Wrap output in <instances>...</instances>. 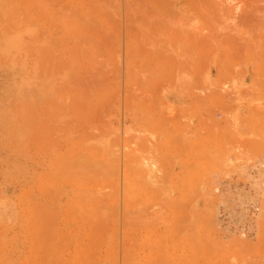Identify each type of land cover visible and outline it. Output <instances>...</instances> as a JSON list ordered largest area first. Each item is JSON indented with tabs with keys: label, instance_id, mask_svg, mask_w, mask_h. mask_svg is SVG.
Wrapping results in <instances>:
<instances>
[{
	"label": "rangeland",
	"instance_id": "rangeland-1",
	"mask_svg": "<svg viewBox=\"0 0 264 264\" xmlns=\"http://www.w3.org/2000/svg\"><path fill=\"white\" fill-rule=\"evenodd\" d=\"M238 1L0 0V264H264V0Z\"/></svg>",
	"mask_w": 264,
	"mask_h": 264
},
{
	"label": "bare ground",
	"instance_id": "bare-ground-1",
	"mask_svg": "<svg viewBox=\"0 0 264 264\" xmlns=\"http://www.w3.org/2000/svg\"><path fill=\"white\" fill-rule=\"evenodd\" d=\"M225 1L227 2V0H225ZM233 2H234V1H233ZM238 2H240V0H239ZM223 3H224V2H223ZM228 3H229V2H228ZM237 4H238V3H237ZM233 6H234V5H233ZM240 6H241V5H240ZM241 7H242V6H241ZM243 7L245 8V6H243ZM243 7H242V9H243ZM251 7H252V6H251ZM233 9H234V7H233ZM238 9H239V6H238V8H237L236 11H238ZM255 10H257V9H255ZM255 10H254V12H255ZM236 11H235V12H236ZM242 11H243V10H242ZM243 12L245 13L246 11L244 10ZM243 12H242V13L239 12V15H240V14H244ZM252 12H253V11H252ZM258 12H259V11H258ZM246 13H247V12H246ZM259 13H260V12H259ZM237 14H238V13H237ZM255 14H256V13H255ZM256 15H257V14H256ZM233 16H234V15H233ZM233 16H232V17H233ZM236 16H237V15H236ZM245 16H246V15H245ZM253 16H254V15H253ZM253 16H252V17H253ZM258 16H259V15H258ZM226 17H227V16H226ZM236 18H237V17H236ZM260 18H261V17H260ZM260 18H258V19H260ZM240 19H241V18H240ZM240 19H239V20H240ZM242 19H243V17H242ZM251 19H252V18H251ZM198 98H199V97H198ZM198 98H197V99H198ZM199 99H200V101H202V100H201V97H200ZM204 99H205V98H204ZM150 140H151V139H150ZM136 141H137V139H136ZM151 141H152V140H151ZM133 142H134V140H133ZM147 142H148V141H147ZM153 144H154V143H153ZM142 147H143V146H142ZM133 148H134V147H133ZM144 148H145V147H144ZM213 151H214V150H213ZM223 151H224V150H223ZM128 152H129V151H128ZM136 152L138 153L139 151L135 150V154H136ZM153 152H154V150H153ZM223 153H224V152H223ZM129 154H131V152H129ZM135 156H137V154H136ZM141 157H142V156H141ZM137 158H138V156H137ZM133 159H134V158H133ZM134 160H135V159H134ZM137 160H138V159H137ZM142 160H144V158H143ZM132 161H133V160H132ZM144 161H145V160H144ZM144 161H143V162H144ZM147 161H148V160H147ZM138 162H139V161H138ZM132 163H133V162H132ZM145 164H146V163L144 162L143 166H144ZM152 164H153V163H151L150 167L152 166ZM258 164H259V163H258ZM133 165H135V163H134ZM153 165H154V164H153ZM141 166H142V165H141ZM146 167L148 168V166H146ZM152 167H153V166H152ZM152 167H151L152 170H153L154 167L156 168V166H154L153 168H152ZM160 167H161V166H160ZM140 168H141V167H140ZM140 168H139V170H138V169H137V170H138V171H141ZM158 168H159V167H158ZM142 169H143V168H142ZM149 169H150V168H149ZM160 169H161V168H160ZM144 170H145V168H144ZM146 170H147V174H148V171H149V170H148V169H146ZM132 171H133V170H132ZM143 172H144V171H143ZM160 172H162V170H161ZM138 173H139V172H138ZM230 173H232V172H230ZM145 174H146V173H145ZM162 174H163V173H162ZM258 174H259V173H258ZM130 176H131V175H130ZM156 177H157V176H156ZM141 178H142V177H141ZM163 178H164V176H163ZM139 179H140V178H138V180H139ZM147 179H148V178H147ZM135 180H136V179H135ZM142 180H143V179H142ZM139 181H141V180H139ZM146 181H147V180H146ZM149 181H150V180H148V182H149ZM162 181H163V180H162ZM161 183H162V182H161ZM153 184H154V183H152V185H153ZM260 184H261V183H260ZM153 186H154V185H153ZM157 186H159V185H157ZM166 186H167V185H166ZM166 186H164V187H166ZM154 188H156V186L153 187V189H154ZM158 188H159V187H158ZM158 188H157V190H158ZM160 189H161V188H160ZM166 190H167V187H166ZM166 190L164 191L165 193H166ZM253 190H254V189H253ZM158 191H159V190H158ZM200 191H201V190H200ZM254 191H255V190H254ZM261 191H262L261 195L264 196V190H261ZM159 194H160V193H159ZM197 194H198V191H197ZM197 194H196V195H197ZM160 195H161V194H160ZM158 196H159V195H158ZM258 197H259V196H258ZM260 198H261V197H260ZM262 198H264V197H262ZM133 199H134V198H133ZM136 199L138 200V198H136ZM261 200L264 201V199H261ZM136 202H137V201H136ZM142 202H143V201H142ZM260 202H261V201H260ZM133 203H134V202H133ZM161 203H163V202H161ZM163 204L166 205L165 202H164ZM135 205H139V204H135ZM140 205L142 206L143 204H140ZM140 205H139V206H140ZM147 205H148V204H147ZM156 205H157V202H156ZM260 205H261V204H260ZM160 206H161V205H160ZM262 206H264V205H262ZM262 206H261V207H262ZM133 207H134V206H133ZM143 207H144V205H143ZM143 207H141V208H143ZM155 207H156V206H155ZM163 208H164V207H163ZM259 208H260V207H259ZM262 208H264V207H262ZM138 209H139V208H138ZM143 209H144V208H143ZM143 209H142V210H143ZM260 209H261V208H260ZM140 210H141V209H140ZM163 210H164V209H163ZM186 210H187V208H186ZM148 211H149V210H147V213H148ZM153 211H154V210H153ZM156 211H157V210H156ZM160 211H161V210H160ZM158 212H159V210H158ZM187 212H189V211H187ZM261 212H262V210H261ZM143 213H144V212H143ZM152 213H153V212H152ZM149 214H150V213H149ZM141 215H142V214H141ZM185 215H187V214H185ZM189 215H190V214H189ZM129 216L131 217V215H129ZM142 216H143V215H142ZM182 217H183V216H182ZM183 218H184V217H183ZM185 218H187V217H185ZM131 219L133 220L134 218L132 217ZM188 219H189V217H188ZM227 219H228V218H227ZM260 220H261V219H260ZM262 221H264V220H261V223H264V222H262ZM133 224H134V223H133ZM241 224H242V223H241ZM252 224H253V223H252ZM238 225H239V224H238ZM238 225H237V226H238ZM262 225H264V224H262ZM262 225H261V228H262L261 231L264 232V226H262ZM236 228H237V227H236ZM216 231H217V230H216ZM262 235H264V233L261 234V237H262ZM189 241H190V240H189ZM241 241H242V240H241ZM261 241H262V240H261ZM226 242H228V241H226ZM130 243H131V242H130ZM210 243H211V242H210ZM246 243H247V242L245 241V244H246ZM262 243H264V242H262ZM134 244H135V243H134ZM242 245H243V244H242ZM246 245H248V244H246ZM185 246H186V245H185ZM210 246H211V245H210ZM247 247H248V246H247ZM249 247H250V246H249ZM249 247H248V249H249ZM236 249H237V248H236ZM244 251H245V249H244ZM245 252H246V251H245Z\"/></svg>",
	"mask_w": 264,
	"mask_h": 264
}]
</instances>
